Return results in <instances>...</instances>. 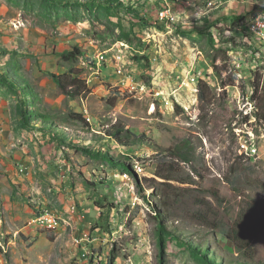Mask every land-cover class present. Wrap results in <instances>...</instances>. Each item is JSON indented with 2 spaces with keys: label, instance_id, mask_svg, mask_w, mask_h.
<instances>
[{
  "label": "rangeland",
  "instance_id": "obj_1",
  "mask_svg": "<svg viewBox=\"0 0 264 264\" xmlns=\"http://www.w3.org/2000/svg\"><path fill=\"white\" fill-rule=\"evenodd\" d=\"M110 1L0 0V264H235L240 218L264 263V0Z\"/></svg>",
  "mask_w": 264,
  "mask_h": 264
},
{
  "label": "trees",
  "instance_id": "obj_2",
  "mask_svg": "<svg viewBox=\"0 0 264 264\" xmlns=\"http://www.w3.org/2000/svg\"><path fill=\"white\" fill-rule=\"evenodd\" d=\"M224 2H230L231 0H223ZM109 4L112 5H116L118 3H122L119 0H113L108 2ZM264 12V8L259 10L257 13H262ZM256 14V13H255ZM226 44H230V45H235L236 46V41L235 39H229L227 40ZM82 56V54L80 53L79 49H75V51L71 54L68 55V60L69 61H76L78 60V57L80 58ZM1 78V82H5L7 83L6 80H4V77H0ZM53 78L57 81V83L60 86L62 85V81L59 77L57 76H53ZM80 91V90H79ZM204 93L205 90L202 88L199 89V101L204 100ZM256 94H258V91L256 92ZM17 96H19L17 94ZM19 98V97H18ZM20 101V126L23 129H27V130H37V127H35L32 122H30L28 119H26V109L28 108V103L25 102L24 100H22L21 98H19ZM255 100V99H254ZM264 109V108H263ZM41 116L45 119H47V116L44 114H41ZM78 116V115H77ZM258 119L259 121L264 122V115H261V113H259L258 115ZM72 117H75V115H72ZM80 118V116H78ZM250 118L246 117L245 118V122L246 124L249 123ZM116 136L118 137V141L121 143H124V140L128 139L129 136H131V133H127V135H124V132H122L121 129H118V131L116 132ZM173 153V152H172ZM175 153V157L177 159H180L183 163H193L195 161V154L192 152L191 146L187 147V145L183 146V147H177L176 151H174ZM240 160H243V157H239ZM193 174L189 175L188 179H180L179 176L177 175V169L174 172L173 180H182L183 184H187V185H192V184H196L197 181H195L193 179L194 175H198L202 178V174H201V165L200 164H196L193 163ZM129 172V170H128ZM209 194L212 195L215 199L218 198L219 200V194L216 193L214 190H208ZM156 210V209H155ZM156 212L159 214V218H163V221H165L164 219V215L161 212H158L156 210ZM103 220V218H102ZM242 219L240 218L239 222H237L238 225L241 224ZM238 225H236V228H233L232 230H227V229H220L222 231V234L224 236V238L230 242H232L234 244V246H236L239 250V252L242 254V257H235L234 263L236 264H255V260H256V254L254 252V249H252L251 243L249 241H246L245 235L242 232V228L238 227ZM99 228V227H97ZM219 229H217L218 231ZM160 232H161V236L164 235H169L172 237V239L174 240H178L181 241L182 236H179L177 234H175V231H170L169 229H166L161 223H160ZM185 242L181 241V243H183L184 246H186V248L188 250H190L192 253H194L195 257L202 263V264H218L217 261L215 259H212V257H210L209 251L205 248V247H194L192 244H190L187 240H184ZM243 258V259H241ZM109 264H115V258H112L110 260ZM264 264V263H262Z\"/></svg>",
  "mask_w": 264,
  "mask_h": 264
},
{
  "label": "built area",
  "instance_id": "obj_3",
  "mask_svg": "<svg viewBox=\"0 0 264 264\" xmlns=\"http://www.w3.org/2000/svg\"><path fill=\"white\" fill-rule=\"evenodd\" d=\"M167 19H169V17H165L164 16V24L163 25H159L162 26L164 28L170 27L167 26ZM180 26V25H179ZM245 30H257L258 31V36L261 37L262 39H264V19H262L261 21H259L257 24L251 25L250 27H248ZM126 79V78H125ZM127 83H130L131 80H126ZM239 137L241 138V144H242V137H248V135H239ZM243 146V154L242 155H247L248 156V160H253V150L257 149L256 145L254 144H242ZM22 172H25L23 169H21ZM46 224H51L54 225L50 219H48L46 221Z\"/></svg>",
  "mask_w": 264,
  "mask_h": 264
},
{
  "label": "bare ground",
  "instance_id": "obj_4",
  "mask_svg": "<svg viewBox=\"0 0 264 264\" xmlns=\"http://www.w3.org/2000/svg\"><path fill=\"white\" fill-rule=\"evenodd\" d=\"M262 19H264V14L263 15H260V17L256 20V21H261ZM257 22V23H258ZM251 25H254V22L251 24ZM252 34L254 36H256V38L258 40H261L264 42V39H262L261 37L258 36V31L257 30H251ZM50 219V221L54 224V225H51V224H46V221ZM35 224H38L40 226H42L43 228H49L51 230H55L57 229V218L56 216L54 215L53 212L47 210V211H44V213L38 218L36 219L35 221Z\"/></svg>",
  "mask_w": 264,
  "mask_h": 264
},
{
  "label": "crops",
  "instance_id": "obj_5",
  "mask_svg": "<svg viewBox=\"0 0 264 264\" xmlns=\"http://www.w3.org/2000/svg\"><path fill=\"white\" fill-rule=\"evenodd\" d=\"M15 122H16V121H15ZM2 123H3V122H2ZM0 129H1V127H0ZM14 129H15V128H14ZM3 130H4V129H3V127H2V132H3ZM4 132H5V130H4ZM3 138H4V137H1V136H0V140L3 139ZM35 218H36V217H35ZM26 230H28V229H26ZM25 233H27L26 235H28V236H34V235H35V234L32 233V232H27V231H26Z\"/></svg>",
  "mask_w": 264,
  "mask_h": 264
},
{
  "label": "clouds",
  "instance_id": "obj_6",
  "mask_svg": "<svg viewBox=\"0 0 264 264\" xmlns=\"http://www.w3.org/2000/svg\"><path fill=\"white\" fill-rule=\"evenodd\" d=\"M207 1V0H206ZM208 1H210V0H208ZM214 1H216V0H214ZM218 1V0H217ZM222 3H229V2H222ZM248 38V37H247ZM249 40V39H248ZM250 42V41H249ZM253 44H255V43H253ZM252 114V113H251Z\"/></svg>",
  "mask_w": 264,
  "mask_h": 264
}]
</instances>
